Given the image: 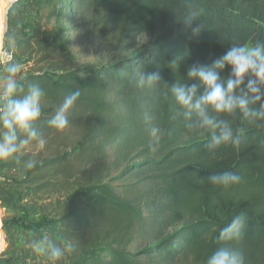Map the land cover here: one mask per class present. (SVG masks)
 <instances>
[{
	"label": "trees",
	"instance_id": "obj_1",
	"mask_svg": "<svg viewBox=\"0 0 264 264\" xmlns=\"http://www.w3.org/2000/svg\"><path fill=\"white\" fill-rule=\"evenodd\" d=\"M15 5L33 10L37 20L14 40L13 58L0 70L8 76L5 66L18 65L16 80L28 66L14 98L33 87L42 96L32 124L36 136L17 129V151L0 160V174L19 175L23 197L42 205L40 219L18 229L20 238L6 237L4 254L15 264H207L227 248L240 264H264V117L208 109L232 130L228 141L213 145L219 129L200 127L172 93L174 86L196 85L202 95L199 81L187 75L190 68L211 66L234 44L264 43V0ZM75 26H90L126 53L107 64L76 65L69 49ZM153 73L159 79L149 82ZM229 75L226 66L220 76ZM246 85L247 78L242 89ZM74 92L79 96L68 125L58 132L49 121ZM261 104L264 99L250 107L259 112ZM110 153L128 164L114 177ZM226 172L239 181H212ZM132 176L135 182L125 185ZM237 216L243 217L238 233L221 240V230ZM53 248L61 250L59 260Z\"/></svg>",
	"mask_w": 264,
	"mask_h": 264
},
{
	"label": "clouds",
	"instance_id": "obj_2",
	"mask_svg": "<svg viewBox=\"0 0 264 264\" xmlns=\"http://www.w3.org/2000/svg\"><path fill=\"white\" fill-rule=\"evenodd\" d=\"M228 67L230 75L222 79L220 72ZM18 65L7 64L5 71L9 74L0 84V160H7L17 151V129L27 131L29 138L36 136L32 128L33 122L40 115V98L42 91L39 87H33L23 98H14L17 90L16 81L13 79ZM189 78H195L203 87L202 95L197 96V86H174L173 96L177 104L187 109L189 113H195L200 127L219 129V135L213 134V145H219L232 137V130L223 122L214 120L207 115V110L213 112L233 113L239 110L245 117H264V104L260 105L257 112L251 105L264 99V43L252 41L234 44L211 66H196L189 69ZM247 78L246 90L242 85ZM149 82L159 79L155 73L147 77ZM79 96L74 92L65 97L63 103L56 111L49 124L56 131H63L68 125L67 113ZM28 141H22L27 143ZM43 146L44 141H40ZM214 183L229 185L239 181V177L233 173H224L221 176H213ZM243 222L242 216H237L220 232L221 240H231L237 233ZM51 256L59 260L62 252L53 248ZM207 264H240L237 257L227 248L218 249L207 261Z\"/></svg>",
	"mask_w": 264,
	"mask_h": 264
},
{
	"label": "rangeland",
	"instance_id": "obj_3",
	"mask_svg": "<svg viewBox=\"0 0 264 264\" xmlns=\"http://www.w3.org/2000/svg\"><path fill=\"white\" fill-rule=\"evenodd\" d=\"M16 1L0 0V52L2 50L9 51L16 38L27 36L37 20L33 10L23 11L20 6L15 5ZM74 22L78 25L79 19L74 20ZM140 41L144 42L143 39ZM69 49L78 66L107 64L126 53L123 45H119L116 40L110 42L103 40L99 33L92 30L90 26L72 27L69 36ZM19 70L23 74L15 80L16 82L25 75L28 66H22ZM6 77L0 70V84L4 82ZM0 103L3 104L2 99H0ZM109 155L108 162L113 169L111 177H114L128 164L116 162L114 153ZM117 165L119 166L117 167ZM19 178L20 176L15 174H0V209L2 211V224H5L7 228L4 232L5 237L13 233L18 238V229L23 223H26V225L30 221L36 223L40 219V204L42 205V201L23 197L25 187L16 182ZM134 182L135 177L132 176L128 177L124 184H133Z\"/></svg>",
	"mask_w": 264,
	"mask_h": 264
},
{
	"label": "crops",
	"instance_id": "obj_4",
	"mask_svg": "<svg viewBox=\"0 0 264 264\" xmlns=\"http://www.w3.org/2000/svg\"><path fill=\"white\" fill-rule=\"evenodd\" d=\"M1 212L2 211L0 209V264H14V262H12V260H11V257H9V255L4 254L6 247H7V244L5 241L6 237L4 235L5 231L3 230V227H2L3 222H2Z\"/></svg>",
	"mask_w": 264,
	"mask_h": 264
},
{
	"label": "built area",
	"instance_id": "obj_5",
	"mask_svg": "<svg viewBox=\"0 0 264 264\" xmlns=\"http://www.w3.org/2000/svg\"><path fill=\"white\" fill-rule=\"evenodd\" d=\"M13 58V53L11 51L2 50L0 52V64L7 63Z\"/></svg>",
	"mask_w": 264,
	"mask_h": 264
}]
</instances>
